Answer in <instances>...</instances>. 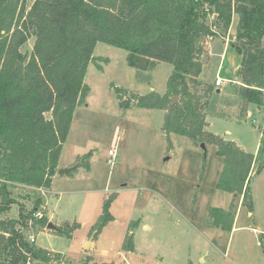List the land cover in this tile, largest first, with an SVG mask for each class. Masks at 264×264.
<instances>
[{
    "label": "trees",
    "instance_id": "16d2710c",
    "mask_svg": "<svg viewBox=\"0 0 264 264\" xmlns=\"http://www.w3.org/2000/svg\"><path fill=\"white\" fill-rule=\"evenodd\" d=\"M233 14L237 27L229 47L240 55L237 71L242 80L236 92L243 110L250 104L264 109V0H35L28 10L23 0H0V264L59 260L27 240L26 231L48 224L44 215L36 216L40 199L27 208L13 190H49L74 112L89 93L84 83L87 67L95 62L101 70L98 59L107 62L93 56L97 43L125 50L128 66L141 81L142 73L158 63L172 66L164 95H137L116 87L120 109L163 110L166 136L214 145L223 163L216 188L231 194L233 201L240 198L252 212L251 180L264 169V123L258 128L256 155L210 133L206 108L213 87L198 79L201 40L227 38ZM31 36L34 44L27 56L21 49ZM174 97L178 101L171 105ZM90 157L91 152L77 158L71 172L89 170ZM117 196L114 192L104 199L91 230L96 236L114 220L110 208ZM13 206L17 213L9 216ZM234 219L233 204L207 210L208 223L223 231L232 230ZM136 225L129 223L123 252L136 251ZM79 227L65 222L54 232L70 239ZM258 239L264 253V235Z\"/></svg>",
    "mask_w": 264,
    "mask_h": 264
},
{
    "label": "rangeland",
    "instance_id": "374dc122",
    "mask_svg": "<svg viewBox=\"0 0 264 264\" xmlns=\"http://www.w3.org/2000/svg\"><path fill=\"white\" fill-rule=\"evenodd\" d=\"M34 1L23 0V8L28 10ZM236 27L235 15L228 32L232 37L201 40L203 67L198 79L213 87L206 108V129L257 154L264 109L250 104L243 110L236 92L242 85L237 71L240 55L229 47ZM33 44L31 36L21 52L29 56ZM93 56L107 62L98 59L101 70L95 62L88 65L84 83L89 93L74 112L68 143L60 153L67 162L73 155L76 161L91 152L89 170L78 168L57 177L49 194L39 188L13 190L16 200L27 208L40 199L39 212L54 227L65 222L80 227L70 239L47 226L30 229L26 236L32 235L37 247L58 256L53 264H264V254L256 243L260 235L252 230L254 223L260 222L256 215L247 217L240 204L239 219L234 223L238 229L231 232L207 221L210 207L227 209L232 203L231 194L216 188L223 164L216 147H202L179 135L166 136L163 110L124 111L119 107L116 87L137 95L151 91L164 95L172 66L158 63L142 73L141 81L136 70L128 66L125 50L97 43ZM217 78L221 85H215ZM112 145L117 155L110 167L106 160ZM114 192L118 193L110 208L114 220L96 236L91 230L101 215L104 199ZM238 200L233 201L235 214ZM17 210L13 206L9 216H15ZM131 221L137 222L132 230L136 251L126 253L121 244ZM242 226L249 229H239ZM92 235V243L84 250Z\"/></svg>",
    "mask_w": 264,
    "mask_h": 264
},
{
    "label": "crops",
    "instance_id": "0c3cea01",
    "mask_svg": "<svg viewBox=\"0 0 264 264\" xmlns=\"http://www.w3.org/2000/svg\"><path fill=\"white\" fill-rule=\"evenodd\" d=\"M234 16H235V14H233L232 22L234 20ZM231 36L232 35H230V33H229L228 37L230 38ZM210 39H212V38H210ZM71 128H72V122H71L70 131H71ZM70 131H69V135H70ZM69 135L67 137V140H66L65 144L68 143ZM64 145H63V147H64ZM239 147L243 149V147H241V146H239ZM243 150H245V149H243ZM257 150H258V148H257ZM254 155H256V154H254ZM75 158H76V156L73 155V156H71V158L67 159V162H65L64 160H62L61 154H60L57 170L60 169V168H69V167H71L72 164L75 162L74 161ZM63 176H65V175H63ZM57 177H61V176L57 175V173H56V175L53 178V181ZM250 188H251V195H252V202H253V210H252V212H248L247 211V217H249L250 219H253V217L256 215V217L260 220V222L258 224L254 223L255 226L252 227V230L256 231V234H258V236L262 235V234L264 235V233H263L264 232V225H261V224L264 223V169L258 175L254 176L252 178L251 184H250ZM32 189H34V188H32ZM47 193L48 194L52 193L50 188H49V190H47ZM238 201H239V204H238V208H237V211H236V214H235L234 223H237V221L239 219L241 199L239 198ZM231 204H233V197H232V203ZM241 207H243V206L241 205ZM218 208H221V207H218ZM234 223H233V227H234ZM232 229L237 230L238 228L235 226ZM239 229H243V230L244 229H249V226L248 227L242 226V227H239ZM207 242L209 243V240H207ZM256 243L259 244V239H258V241ZM259 247H260V245H259ZM202 261H205L204 257L202 258ZM192 264H194V263H192Z\"/></svg>",
    "mask_w": 264,
    "mask_h": 264
},
{
    "label": "built area",
    "instance_id": "2783aa9c",
    "mask_svg": "<svg viewBox=\"0 0 264 264\" xmlns=\"http://www.w3.org/2000/svg\"><path fill=\"white\" fill-rule=\"evenodd\" d=\"M222 83V80L217 78L216 81H215V85L218 86V85H221ZM116 148L114 145L111 146V149L108 150L107 152V160H106V163L107 165H109L110 167L114 166L115 163H116ZM36 216L38 218L42 217V214L41 213H37ZM27 240L30 242V243H35V239L32 235H28L27 236Z\"/></svg>",
    "mask_w": 264,
    "mask_h": 264
},
{
    "label": "water",
    "instance_id": "95a60500",
    "mask_svg": "<svg viewBox=\"0 0 264 264\" xmlns=\"http://www.w3.org/2000/svg\"><path fill=\"white\" fill-rule=\"evenodd\" d=\"M176 101H177V97H174L173 100H172L171 105H173ZM72 169L73 168H71V167H69V168H60V169L57 170V175H59V176L68 175L72 171ZM46 228L49 229V230H52L55 227L53 226V224L48 223ZM92 238H93V235L90 238V240L83 245L84 250H87L89 245L92 243Z\"/></svg>",
    "mask_w": 264,
    "mask_h": 264
}]
</instances>
